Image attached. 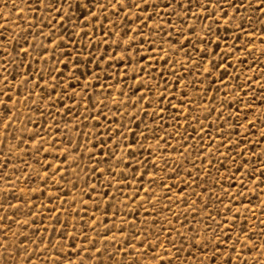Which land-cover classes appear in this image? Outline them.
<instances>
[{"label": "rangeland", "instance_id": "374dc122", "mask_svg": "<svg viewBox=\"0 0 264 264\" xmlns=\"http://www.w3.org/2000/svg\"><path fill=\"white\" fill-rule=\"evenodd\" d=\"M181 2L191 3L187 15L181 7H167L175 0H147L144 11L125 7L116 15L108 9L90 20L89 11L72 0V7L65 4L62 11L70 18L61 24L55 10L49 13L34 0H0V25L6 26L0 28V42L8 46L7 57L0 49V90L12 95L10 101L5 95L0 100L10 107L18 101L7 130L0 122V217H5L0 243L7 234L10 245L0 248V264H55L61 253L64 264L81 259L99 264L92 244L103 264H159L164 257L163 264H209L211 246L208 252L189 251L191 237L223 240V232L229 236L224 243L231 245L237 235L243 241L241 230L247 229L257 245L264 243V178L257 179L264 165V44L257 31L254 50L242 48L248 38L241 35L237 41L233 31L239 19L226 25L228 17L217 13L218 22L212 23L201 18L206 14L197 0ZM227 11L231 17L232 9ZM137 15L141 20L152 15L139 32ZM240 15H251L257 29L264 21L252 9ZM161 19L168 32L193 26L199 35L189 44L206 47L209 55L200 60L188 45L187 55L184 49L169 51L175 33L163 50L153 36L156 46L150 48L140 35L147 38L149 26L154 29ZM244 27L252 30L249 22ZM201 37L212 43L201 45ZM165 51L168 64L154 58ZM122 53L123 62L116 59ZM210 60L220 67L207 77L203 69ZM141 79L144 87L137 83ZM161 92L167 95L157 104ZM184 93L195 101L191 107L180 103ZM72 247L78 256L68 251ZM235 247L231 264H243L238 253L248 264H264L257 252L241 251L242 242ZM222 260L218 256L211 264Z\"/></svg>", "mask_w": 264, "mask_h": 264}, {"label": "snow or ice", "instance_id": "6c2138e0", "mask_svg": "<svg viewBox=\"0 0 264 264\" xmlns=\"http://www.w3.org/2000/svg\"><path fill=\"white\" fill-rule=\"evenodd\" d=\"M34 2H35L37 7L43 8L44 10L48 11L49 13H51L53 10H55L56 15L60 16L61 24H63L65 19L70 18L68 16L62 15V11H63L65 4H67V6L69 8L72 7V0H63V2H61V0H34ZM30 3H31V0H30ZM141 5H143L144 7L141 8ZM254 5H255V7H254ZM76 6L82 10L87 9L89 11V19L90 20H96L98 14H103L108 9L116 10L115 14L118 15L119 11L125 7L129 8V9L136 8V9H139L140 11H144V10H146L148 4H147V0H140V3H136L135 0H132L131 4H129L127 2V0H115V2H113V0H84L83 3H81L80 0H76ZM196 6L199 9H201V11L203 13L206 14L205 16H201V18H209L210 17V18H212V23L218 22V20L216 19L217 13H222L223 17H228V19L224 21V23L226 25L232 24L233 20L239 19L240 23H236L233 25V31L235 33H238L237 35L234 36V39L237 41L240 40L241 35L248 38L244 42V44L241 46L242 48L248 49L249 51L254 50L253 41L256 39V32L257 31H259V34H260L261 44H264V21L260 22L261 26L259 29H257L255 24L250 23L252 20L251 15H248V16L240 15L242 9H244V10L252 9L253 13H259L260 16H264V0H203V3H201L200 0H197ZM167 7L173 8V9H174V7H181L183 9V14L187 15L188 9L191 7V3H189V5L187 7H185L184 4L181 2V0H175V5L170 3L167 5ZM93 8H95L97 11L92 12L91 9H93ZM228 8H231L233 11V15L231 17H229V13L227 11ZM155 11H157V9L154 8V12ZM83 14H84L83 11H81V15H83ZM169 15H170V13L165 12V16H169ZM193 15H197V14H193ZM103 19L108 20V16L104 15ZM136 20L141 21V23L138 25V28L135 30V31L139 32V28H142V27L148 25V21L152 20V15L145 16L143 18V20H141V17L139 15H137ZM245 22H249V27L252 29L251 31L247 30L244 27ZM85 23H87V21H85ZM186 23H187V21L185 20V24ZM4 27H6V26L0 25V28H4ZM205 27L208 28V34L210 35L211 34V25H206ZM185 31H187L189 33V35H185ZM149 33L150 34L147 38L143 37L141 34L140 39H142V40H144V42L148 43L150 48L156 46L155 42L152 39L153 36H155L160 41L159 49L163 50L164 43H168L169 41H171L173 33H175L176 41H175V43H169V51H171L173 49H175L176 51H179L180 49H184L185 55H187L188 49L185 47V45H188V47H191L193 51L197 52V55H198L200 60H203L205 55H209L208 49L206 47H201L200 49H197L194 43L189 44V41L192 40L193 35H197V36L199 35V33H197L195 31V28L191 25H188L187 28H184V27H181L180 29L173 28L172 32H168L165 28V21L163 19H161L160 23L154 25V29H153V26H149ZM161 34H163V35H161ZM85 35H87V33H85ZM105 35H108V33H105ZM164 36H167L168 39L165 40ZM180 37H183L182 41L180 40ZM216 39H217L216 47L219 48L220 47V45H219L220 37L217 36ZM0 41H3V37H0ZM25 42L27 43V41H25ZM199 42L201 45L211 44L212 40L211 39H205L204 37H201ZM123 43L130 45L131 40L123 41ZM250 46H251V48H250ZM117 47H120L119 42L117 43ZM0 49L3 50L5 57H7L8 56L7 44L0 42ZM236 50L240 51L239 48ZM21 51H23L25 55H28V49L27 48H23V49H21ZM45 51H47V49H45ZM169 51H165L163 56L156 55L154 58L157 60H162V61H164L165 64H168L169 63V60H168ZM229 51H231V49H229ZM262 54H264V51H262ZM123 55H124V53H122L120 57H116V59H120L121 62H123V59H122ZM102 58L103 57H101V59ZM140 59L143 60V59H145V57L141 56ZM223 59H227V57H223ZM7 62L8 61L6 59L5 65L7 64ZM147 63L151 64L152 60L149 59L147 61ZM175 63H176L175 60L171 61V64L174 65ZM208 64H209V67L204 68L203 72L207 74V77H211L212 73H213V69L219 68L220 64H213L211 60L208 61ZM155 70H156L155 68L151 69L152 72H155ZM3 71L7 72L8 68L5 66L3 68ZM136 71L137 70L134 69V73ZM139 71L143 72L144 69L140 68ZM224 75H228L226 70L224 72ZM262 75H264V74H262ZM161 76L164 78L165 88L167 89L169 86V82H168L166 76H164V70L163 69L161 71ZM39 79H43V77L41 76ZM2 80L6 86H9V80H8L7 76H3ZM26 80H27V77H25V81ZM137 83H139L141 85V87L145 86L143 79H141ZM176 83H179V80H177ZM257 83H259V81H257ZM148 90L152 91V87H149ZM249 90H251V88H249ZM261 90L264 91V85H262ZM53 91H55V88H53ZM172 91H175V89L173 88ZM0 95L7 96V100H9V101L12 100V95H10V94L2 91V90H0ZM73 95H75V93H73ZM166 95H167V92L158 93V100L156 101L157 104H160L161 101H164ZM183 95L186 97V99L180 100L181 104L188 103L190 107L195 104L194 100H192L191 98H187V93H184ZM144 98H145L144 95H141L139 97L140 100H143ZM172 99H175V96H172ZM261 102L264 103V100H262ZM16 103H18V101H13V104L10 107L8 105L7 101L0 100V122H4L5 130H7L9 123L14 122V117H13V115H10V113L12 112ZM113 103H115V102H113ZM167 103L170 105V103H171L170 100L167 101ZM164 110L165 109L163 107H161L159 109L160 113H163ZM181 111H184V109H181ZM173 119L175 120L177 118L173 117ZM257 119H260V118L259 117L253 118V120H257ZM98 120H99V117H97V121ZM248 123H249L250 127L253 125V121H249ZM116 131H119V126L117 127ZM201 131H203V126H201ZM141 134L143 135V133H141ZM123 135L124 134L121 133V136H123ZM108 139L111 140L112 137L109 136ZM261 139H264V133H261ZM40 143L42 144L43 141H40ZM138 147L142 148L143 146L138 145ZM101 151H103V149H101ZM112 155H115V153L113 152ZM129 155H132L131 151L129 152ZM241 166L246 167V165H241ZM57 171H59V169H57ZM100 171L102 173L104 170L101 169ZM133 171H135V170H133ZM172 171L175 172V169H173ZM237 171H239V168L237 169ZM258 171L260 173V176L257 179L264 178V165H261V167L258 169ZM92 172L95 173L96 169L93 168ZM45 175H47V173H45ZM189 175H191V174H189ZM141 187H143V185H141ZM181 194L185 195L183 193V191ZM102 195L107 196L108 193H103ZM138 195H139L138 192L135 193L133 196V199H135V197ZM232 198L235 199V197H232ZM262 211H264V209H262ZM237 214H239L238 210H237ZM3 219H5V217H0V220H3ZM8 219H11V218H8ZM23 223H24V225H27V221H24ZM93 223L95 224L96 221L94 220ZM233 223H235V219H233ZM217 226L219 227V224ZM105 227H107V225H105ZM5 228H7V225H5ZM241 231L243 233V241H241V236L237 235L235 237L234 243L231 245H227L224 243V241L229 239V236L223 232L221 233V235L224 238L223 240H221V238L219 236H217L215 238V241L211 240L208 237L197 238V236H193L190 238V241H189V251H191L193 248H195V249H198V250L203 251V252H208L209 246H211V254H210V256L206 257V259L209 261V264H211L212 261H216L218 256L223 257L222 264H231V261L233 259L231 253L236 252L237 249H236L235 245L237 243L242 242L241 251H248L250 253L255 251L259 254V256H264V243L257 245L254 242V238L252 236H248V234H247L248 230L247 229H242ZM61 235H63V233H61ZM169 235H171V233H169ZM180 238L182 240L189 239V238H186L183 236H181ZM112 239L114 240L115 237H112ZM142 243H143V241H142ZM155 243H156V241H153V244H155ZM169 243H172V242L169 241ZM6 245L10 246L7 234H5L3 236V243H0V248H5V250H7ZM46 247L47 246H45V248ZM77 247H79V246H77ZM149 247H151V245H149ZM92 248H94L98 254L96 259L99 261V264H103V260H100V258H99L100 249L95 248V244H92ZM221 248H226V249H228V251L225 253H221V251H220ZM68 251H70L71 255H73V256L79 255V253L76 250V247H72V248L68 249ZM177 251H179V250H177ZM34 254L35 253H33V255ZM237 255H238V258L243 259V264H248L247 259L240 257L239 253ZM62 256H63V253H61L60 256L54 257L55 264H64V259L61 258ZM259 256L256 258L257 261L259 260ZM31 259H32V257L29 256L28 260L31 261ZM153 259L155 260V259H157V257L153 256ZM164 259H167V257L161 258L159 260V264H163ZM5 264H8V262H5ZM69 264H71V261H69ZM79 264H84L83 259L80 260ZM133 264H138V261H134ZM168 264H172L171 260L168 261Z\"/></svg>", "mask_w": 264, "mask_h": 264}]
</instances>
